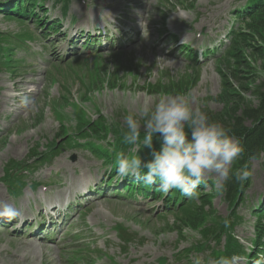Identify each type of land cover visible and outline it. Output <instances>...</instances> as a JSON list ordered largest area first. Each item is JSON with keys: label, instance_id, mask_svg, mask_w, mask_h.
<instances>
[{"label": "rangeland", "instance_id": "obj_1", "mask_svg": "<svg viewBox=\"0 0 264 264\" xmlns=\"http://www.w3.org/2000/svg\"><path fill=\"white\" fill-rule=\"evenodd\" d=\"M58 1L48 0L46 14L39 13V8L34 16L23 19L25 24L0 14V32L14 37L21 32L24 39L30 38L29 31L36 36L26 43L30 51L26 46L17 50L21 69L9 67L0 74V87L4 84L8 94L16 97L7 112L0 106V205L9 204L24 214L37 210L40 213L50 201L65 196H70L71 202L75 198L76 202L59 220L72 217L70 223L66 221L65 230L54 232L48 243L28 234L21 239L23 229L18 228L13 234L19 225L14 230L1 227L0 264H176L178 252L191 247L206 250L203 254H191V261L201 259L207 264L213 259L207 260L205 256L212 252L218 257H230L228 251L219 252H224L230 240L223 237L217 244H204L203 232L181 223L186 217L178 210L164 209L162 201L153 202L142 195L127 197L122 192L126 178L118 179L115 170L109 176L112 166L115 167L111 158L121 152L130 155L133 149L139 155L144 148L142 144L123 143L124 146L111 150V144L117 143L122 131H126L124 117L129 112H137L145 103L154 106L165 94L186 95L203 112L217 114L226 108L229 98L224 93L225 77L235 89L238 83L230 80L229 68L218 63V58L235 24L233 13L236 9L242 11V0H72L67 16L62 10L64 0ZM35 2L37 5L39 0ZM93 18L101 20L92 21V32L114 22L112 30L118 26L121 35V28L131 33L122 35L123 42L112 43L110 48L99 50L104 42L102 37L91 50H83L87 37L97 35L86 33ZM55 20L60 22L61 32L56 36L50 34L51 38L46 40L45 32L36 26ZM68 22L74 24L72 30ZM10 46L0 43L2 62L8 61L6 48ZM186 46L197 53L198 63L189 61L181 52V47ZM209 49L218 53L206 57ZM203 53L205 56L200 57ZM65 59L71 62L64 64ZM262 65V60L255 63L256 72L248 75L250 81L246 80L245 85L264 82L259 75ZM13 75L16 80L10 77ZM172 86L177 88L171 90ZM24 97L29 103H21ZM244 98L256 105L251 93ZM98 115L112 127L102 145L111 153L107 161L85 146L78 133L80 119L93 121ZM62 131L68 134L66 138ZM71 138L79 144L66 145ZM154 146L159 148V143ZM54 148L59 149L48 152ZM34 151L46 156L26 166ZM45 158L48 160L44 161ZM12 162L19 163V168L8 174L7 167ZM250 171L243 206L228 204L224 195L215 191L211 179L207 191L204 185L198 191L213 195L207 212L233 224L231 233L241 243L248 264L254 263L251 259L264 264V234L257 235L259 222L253 214L264 204V155L251 164ZM102 178V182L111 181L112 185L98 194L96 190L105 188ZM96 183L99 185L94 186ZM83 184L91 187L90 194L74 196L79 186L85 189ZM89 198L94 200L90 202ZM198 203L196 200L199 206ZM3 219L0 218V225H7L8 219ZM119 230L136 239L124 246ZM178 264L187 262L183 259Z\"/></svg>", "mask_w": 264, "mask_h": 264}, {"label": "clouds", "instance_id": "obj_2", "mask_svg": "<svg viewBox=\"0 0 264 264\" xmlns=\"http://www.w3.org/2000/svg\"><path fill=\"white\" fill-rule=\"evenodd\" d=\"M21 103L29 101L24 97ZM124 125L123 142L142 144L151 159L145 161L135 154L136 149L127 156L123 152L117 154L115 167L120 180L131 177L146 185L158 181L160 191L165 194L176 190L189 199H198V187L204 185L207 191L209 179L215 191L222 195L231 176L234 175L235 181L241 185L252 176L247 164L232 173V166L245 152L244 147L230 135V129L211 121L205 112L193 106L186 95L165 94L154 106L145 103L137 112H129L124 117ZM155 137L159 138V148L154 146ZM18 215L9 204L0 205V218L11 220ZM194 264L203 262L196 259ZM209 264H248V257L238 254L221 256L210 260Z\"/></svg>", "mask_w": 264, "mask_h": 264}, {"label": "trees", "instance_id": "obj_3", "mask_svg": "<svg viewBox=\"0 0 264 264\" xmlns=\"http://www.w3.org/2000/svg\"><path fill=\"white\" fill-rule=\"evenodd\" d=\"M244 1L243 12L236 14L239 25L230 35L231 45L225 57L219 60L220 64L224 63L229 68L230 80H235L238 83V88L235 89L225 77L224 93L229 98L228 103L225 104L226 108L217 114L209 111L205 112L211 121L219 122L225 128L230 129V135L237 138L245 149L241 159L232 166V173H235V171L245 164H247L248 170L250 171L251 163L254 160H261L264 154V82L257 84L253 81L251 85L244 84L250 81L248 75L252 71L254 73L256 72L254 68L255 63L258 60H262L264 64V0ZM259 75L264 78V65H262V70L259 72ZM175 88L177 86H172L171 90ZM248 93H251L252 98L256 101V105L252 101H247L244 98ZM80 121H82V125L87 129L84 130L85 128H83L81 130V134L87 133L83 135V138L93 141L89 142L88 145L93 150L99 152L101 158L110 160V151H106L97 145L100 142L105 143L107 141L112 129L109 123L101 115H98V119L95 121H84L83 119H80ZM141 123L143 124V121ZM124 132L122 131L118 142L111 145L114 150L121 147L120 141L123 140ZM142 138L143 134H141ZM158 140V137L154 138V142L156 141L157 145L160 143ZM142 156H144V160L151 159L147 149L143 151ZM42 158L43 156L40 153L34 151L25 162V165H33ZM111 161H115V159L111 158ZM17 166H19V163H11L7 167L8 174ZM249 185L250 179L241 185L235 181L234 175L231 176L225 185L226 191L223 193L225 200L230 205L242 204L245 200V191ZM172 196L178 201L184 195L174 190ZM212 197L213 195L210 194H200L198 199L189 200L193 203L190 207L186 206L190 202L186 203L187 201H183L178 212L185 216L186 220L181 221V223L191 230H201L203 232L201 238L204 244H209L213 241L218 243L225 237L226 240H230V243L225 247L224 252L221 251L220 253L224 254L225 251H228L230 256L237 254L242 249L231 233L233 224L229 221L221 220L214 212L209 213L206 211V209L211 207ZM196 200L199 201V206L196 204ZM172 201L174 202V200L170 199L169 204ZM256 212L260 214L258 216L259 224L257 228L264 231V205L260 211ZM257 231V233H260V230ZM257 235L260 237V234ZM191 248L179 253L180 256L187 258V263L191 262L189 257L193 252L203 250L201 247Z\"/></svg>", "mask_w": 264, "mask_h": 264}, {"label": "bare ground", "instance_id": "obj_4", "mask_svg": "<svg viewBox=\"0 0 264 264\" xmlns=\"http://www.w3.org/2000/svg\"><path fill=\"white\" fill-rule=\"evenodd\" d=\"M116 11H117V10H116ZM110 13H112V12H110ZM114 13H115V12H114ZM82 15H83V14H82ZM112 17H113V16H112ZM100 20H101L100 18H97V19L94 18L92 21L96 23V22H100ZM109 20H110V19H109ZM112 20H113V19H112ZM92 21H90V23H89V24H90V27H89L90 30L94 29V28H91ZM140 26H141V25H140ZM143 26H144V25H143ZM143 26H142V27H143ZM145 26H146V25H145ZM141 32H142V31H141ZM78 40H79V39H78ZM135 43H136V42H135ZM138 43H139V42H138ZM133 45H134V43H133ZM120 88H121V87H120ZM186 92H187V91H186ZM56 208H57V206H54V207L52 208V211H53L54 209H56Z\"/></svg>", "mask_w": 264, "mask_h": 264}]
</instances>
